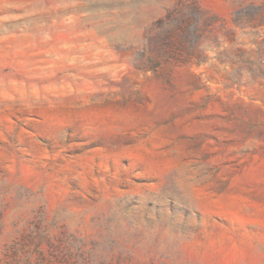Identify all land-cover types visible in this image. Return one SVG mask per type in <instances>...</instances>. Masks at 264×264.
Returning a JSON list of instances; mask_svg holds the SVG:
<instances>
[{
	"label": "rangeland",
	"instance_id": "rangeland-1",
	"mask_svg": "<svg viewBox=\"0 0 264 264\" xmlns=\"http://www.w3.org/2000/svg\"><path fill=\"white\" fill-rule=\"evenodd\" d=\"M0 264H264V0H0Z\"/></svg>",
	"mask_w": 264,
	"mask_h": 264
}]
</instances>
